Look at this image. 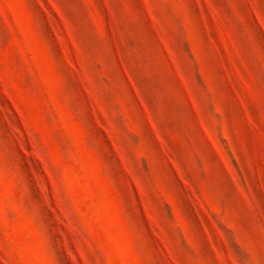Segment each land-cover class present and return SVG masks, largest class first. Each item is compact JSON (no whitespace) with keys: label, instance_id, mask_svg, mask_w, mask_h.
Returning <instances> with one entry per match:
<instances>
[{"label":"rangeland","instance_id":"obj_1","mask_svg":"<svg viewBox=\"0 0 264 264\" xmlns=\"http://www.w3.org/2000/svg\"><path fill=\"white\" fill-rule=\"evenodd\" d=\"M0 264H264V0H0Z\"/></svg>","mask_w":264,"mask_h":264}]
</instances>
